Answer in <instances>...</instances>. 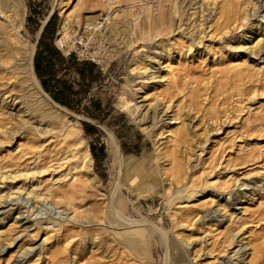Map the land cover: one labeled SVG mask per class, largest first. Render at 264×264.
<instances>
[{"label":"rangeland","instance_id":"374dc122","mask_svg":"<svg viewBox=\"0 0 264 264\" xmlns=\"http://www.w3.org/2000/svg\"><path fill=\"white\" fill-rule=\"evenodd\" d=\"M60 1L23 0L21 41L36 44L37 51L44 22L56 17L49 39L65 56L73 54L57 73L74 90L70 107L61 112L65 120L25 82L9 59L13 50L7 41L17 45L0 31V264H74L76 258L81 264H175L172 239L186 264H264V0H140L132 7L141 15L139 28L129 31L122 25L132 16H119L127 0H121L111 30L105 0H66L67 8L76 4L78 18L65 39L59 23L66 7ZM97 26L103 27L97 32ZM141 32L150 42L140 55H135L140 43L129 48L115 43L126 36L135 41ZM162 55L180 58L186 67L178 69L176 80L166 74L156 85L161 93L145 98L146 83L136 79L139 67L135 76L128 67L141 59V67L153 71ZM234 59L251 72L234 78ZM70 122L74 131L67 137ZM86 125L95 131L87 134ZM169 130H178L176 148L165 135ZM112 136L120 154L112 149ZM92 145L97 159L86 165L82 157ZM32 186L47 199L25 194ZM13 187L24 188L11 199L2 197ZM47 190L56 191L50 196ZM208 197L212 203L198 207ZM118 199L125 201L126 218L167 233L164 240L162 232L150 231L151 257L130 255L118 240L115 232L123 226L110 212Z\"/></svg>","mask_w":264,"mask_h":264},{"label":"bare ground","instance_id":"6f19581e","mask_svg":"<svg viewBox=\"0 0 264 264\" xmlns=\"http://www.w3.org/2000/svg\"><path fill=\"white\" fill-rule=\"evenodd\" d=\"M65 1L66 0H61L60 1V4H61V6H62V8L64 9L65 7H66V4L67 3H65ZM80 1V0H79ZM102 1V0H101ZM104 1V0H103ZM106 1V3H103L102 4V6H103V8L104 9H106L107 10V14H108V16H107V18L105 19L106 20V22H108L109 21V23H111L112 24V26H109V27H107V29L108 30H111V28L114 26L115 28H116V26H115V17L118 15L117 13H116V11L117 10H119V9H121V5H120V3H121V0H105ZM138 1H140V0H127V3L129 4V6L127 7V9H124V13L122 14V15H119V16H122V20L123 19H127V12H128V14L129 15H131L132 16V20H130L129 22H128V20L127 21H125L126 23L125 24H123L122 25V27L124 28V30L125 31H129V29L130 28H132L133 30L134 29H138L139 28V18H140V14H135L134 13V11L132 10V7L134 6V5H136L137 4V2ZM216 1V0H215ZM218 1V0H217ZM57 2H58V0H57ZM249 2V1H248ZM247 2V3H248ZM102 3V2H101ZM140 3V2H139ZM216 3V2H215ZM250 3H253V1H250ZM243 4H245V3H243ZM22 5H24L23 4V0H0V20L5 24H2L1 23V25H0V31H1V34L2 35H6L9 39H11L12 41H13V43H15V45H17V47L15 46V47H13L12 46V43H11V41H9L8 39V41H7V46H9V47H11V49L13 50V52H12V54L11 55H9V59H10V61H12L13 63H16V65H17V70L24 76V79H25V82L28 84V86L31 88V90L32 91H34V92H36L37 94H39L41 97H42V101L44 102V103H46V104H48V105H51V106H53V107H55L56 108V111L55 112H58L55 116L57 117V119H62V120H65V115H63L61 112H63V111H67V109L64 107V106H62V105H60V104H58V103H56L54 100H52L49 96H48V94L44 91V89L42 88V85H41V83H40V81H39V79H38V77H37V75H36V73H35V70H34V56H35V53H36V44H28L27 42H25V41H21V31H22V29H24V23H25V19H24V13H23V10H22V8H21V6ZM79 5V4H78ZM77 5V6H78ZM242 6V5H241ZM75 7H76V4H75ZM74 7V8H75ZM74 8H65L64 10H63V12H62V15H61V20H60V23H59V28H62L64 31H65V33H64V35H63V38L62 39H65V38H67V36H69V35H71V30H70V28H69V26H70V24L73 22V21H75L78 17H77V12H76V9H74ZM173 11H174V13L175 14H178V13H180L179 11H178V7H177V4H173ZM244 8V7H243ZM149 9V8H148ZM105 10V11H106ZM246 10V9H245ZM25 12V11H24ZM227 14H228V12H227ZM180 15V14H179ZM235 15V14H234ZM246 15V14H245ZM161 16V15H160ZM163 16H164V13H163ZM231 17H232V14H231ZM245 17V16H244ZM243 17V15H242V18L243 19H245ZM87 18V17H86ZM163 18H165V17H163ZM162 18V19H163ZM50 19V18H49ZM49 19L47 20V21H45L44 22V25L42 26V28H41V32L40 33H42V31H43V29L45 28V26H46V24L48 23V21H49ZM160 19V18H159ZM166 19V18H165ZM164 19V20H165ZM86 22H91V19L90 18H87V20H86ZM105 22V23H106ZM128 22V23H127ZM101 23V22H100ZM7 24V25H6ZM107 24V23H106ZM110 24V25H111ZM160 24H161V22H160ZM163 24V23H162ZM201 24V23H200ZM202 26V25H201ZM103 26H97V28H95L96 29V31L98 32L99 30H100V28H102ZM121 27V28H122ZM120 28V29H121ZM123 28L121 29V31L117 34L118 36L119 35H121V32H122V30H123ZM132 29L130 30V31H132ZM224 30V29H223ZM222 30V31H223ZM113 31V30H112ZM153 30H151V32H152ZM160 31V30H159ZM124 32V31H123ZM147 32V31H146ZM146 32H141V35L138 37V39H136L135 41H129L128 40V37H127V40H126V37H119L117 40H115V43H116V45L117 46H119L120 47V45L121 44H125V46L127 47V48H129L130 47V45H135V44H137V43H140V45H138V47L140 46L141 48L140 49H137V51L135 50V55H138V53H139V55H140V53L142 52V51H145L146 49H145V47H143L146 43H148V42H150V40H149V35L146 33ZM157 32V31H156ZM131 33V32H130ZM129 33V34H130ZM224 33V32H223ZM226 33V32H225ZM224 33V34H225ZM113 34V33H112ZM128 34V33H127ZM132 35H134V31H133V33H131ZM113 35H115V33L113 34ZM131 35V36H132ZM5 36V37H6ZM111 36V35H110ZM117 36V37H118ZM156 36V35H155ZM70 37V36H69ZM261 34L260 35H257L256 36V38H257V40H258V42L256 43V47L257 46H260V43H261ZM130 38V37H129ZM2 39V38H1ZM106 39V38H105ZM2 40H4V39H2ZM26 40V39H25ZM134 40V39H133ZM3 42V41H2ZM107 42H108V39H107ZM1 43V42H0ZM4 43H6L5 41H4ZM11 43V44H10ZM114 43V44H115ZM142 45V46H141ZM5 46V45H4ZM137 47V46H136ZM116 48V47H115ZM121 48V47H120ZM110 49V48H109ZM117 50H119L118 49V47L116 48ZM116 49H112V53L114 52V53H116L117 52V50ZM253 49V48H252ZM149 50V49H148ZM182 50V49H181ZM108 51V50H107ZM166 51V50H165ZM120 52V51H119ZM118 53V52H117ZM97 54H98V52H97ZM96 54V55H97ZM161 54V53H160ZM173 55V54H172ZM178 55V54H177ZM185 58V57H184ZM234 58V57H233ZM241 59L240 60H242L243 62H247V61H245L246 59H244V56L243 57H240ZM162 61H160V60H158L157 61V63H156V66L154 67V70L153 71H149L148 70V68L147 67H141L142 66V64H144V63H141L142 62V60L141 59H138V60H134V62H131V64H130V66L128 67V69H129V72H130V74L131 75H134L135 76V72H134V70L137 68V67H139V69H140V72H139V76L136 78V79H138V78H140L141 80L139 81V82H142V83H146V85L144 86V87H141V89H143L142 91H143V96L145 97V98H148L152 93H154V90H157V92H158V89L160 88L159 87V85L158 86H156L157 84H159V82L161 81V80H165L164 78H165V76H166V74L168 75V76H170L173 80L175 79V78H177V73H178V69H180L181 68V66H182V63L181 62H183V61H181L180 60V58L179 59H174V58H172V57H170V56H166V55H162ZM188 59V58H187ZM4 60V59H3ZM240 60H236V59H234V61H233V63H230V65L231 64H234V66L233 65H231V67H232V69L234 70L233 72H235L234 74H236V75H232L234 78L237 76V75H239V76H242L243 77V75H245V73L247 72H249V71H246L245 69H243L242 68V65L243 66H245V63H242V62H240ZM188 61V60H187ZM186 61V62H187ZM232 61V60H231ZM144 62V61H143ZM230 62V61H229ZM186 64V63H185ZM247 64V63H246ZM3 65V64H2ZM184 65V64H183ZM1 66V65H0ZM4 66V65H3ZM9 66V65H8ZM12 66H13V64H12ZM15 66V65H14ZM249 66V65H248ZM6 67V66H5ZM10 67V66H9ZM184 67H186V66H184ZM183 66H182V68H184ZM250 67V66H249ZM6 68H8V67H6ZM15 69V67H14V69L13 70H16ZM248 69V68H247ZM10 70H12V69H10ZM182 71L184 70V69H181ZM186 70V69H185ZM246 72H245V71ZM9 71V70H8ZM231 71V70H230ZM167 72V73H166ZM232 72V71H231ZM231 72H229V73H231ZM251 72V71H250ZM249 72V73H250ZM146 75L145 77L143 76V75ZM15 75V74H14ZM181 75V74H180ZM250 75V77H251V74H249ZM248 75V76H249ZM136 76H137V73H136ZM238 76V80H241V79H239V78H241V77H239ZM254 76H255V74H254ZM6 77V76H5ZM150 79L152 80V81H150ZM168 79H170V78H168ZM171 79V80H172ZM129 80H131V79H129ZM167 80V79H166ZM172 80V81H173ZM176 80V79H175ZM133 81V80H132ZM132 81H130V82H132ZM21 82V81H20ZM129 82V81H128ZM134 82V81H133ZM174 82V81H173ZM150 83H154L153 85H150ZM21 84H23V82L21 83ZM140 86V85H139ZM27 88V87H26ZM139 89V88H138ZM161 89H162V87H161ZM161 89H160V93H161ZM25 91H26V89H24ZM163 90V89H162ZM29 91V90H28ZM23 92V91H22ZM27 92V91H26ZM29 92H31V91H29ZM32 93V92H31ZM159 93V92H158ZM159 93V94H160ZM163 93H164V91H163ZM29 94V93H28ZM27 93H26V95H28ZM157 94V93H156ZM155 94V95H156ZM25 95V96H26ZM39 95H37V96H39ZM24 95H23V98L25 97ZM33 96V95H32ZM31 96V97H32ZM158 96H160V95H158ZM124 97V96H123ZM27 98V97H26ZM36 98V97H35ZM144 98V99H145ZM29 99H30V95H29ZM150 99V98H149ZM156 99V98H155ZM154 99V100H155ZM159 99V98H158ZM31 100V99H30ZM38 100H40V99H38ZM41 101V100H40ZM39 101V102H40ZM41 101V103H43ZM150 101H151V99H150ZM36 103H38V102H36ZM45 104V105H46ZM131 104V102L130 101H125V105L126 106H129ZM45 105H43V106H45ZM34 106V105H33ZM51 106H50V108H51ZM130 106H132V105H130ZM29 107V106H28ZM46 107V106H45ZM44 107V108H45ZM38 108V107H37ZM39 111H40V109H39ZM46 111V110H45ZM4 112V111H3ZM32 112V111H31ZM23 113V112H22ZM41 113V112H40ZM40 113H39V115H40ZM43 113V112H42ZM1 114V113H0ZM51 114H52V112H51ZM132 114V113H131ZM133 114H135V113H133ZM178 114V113H177ZM4 115V114H3ZM6 115V114H5ZM48 116H49V114H48ZM7 117V116H6ZM1 118V117H0ZM48 118V117H47ZM46 118V119H47ZM2 119V118H1ZM6 119V118H5ZM51 120V119H50ZM53 121V120H52ZM178 121V120H177ZM54 123V122H53ZM31 124V123H30ZM178 127V126H177ZM31 128V127H30ZM66 128V127H65ZM171 128V127H170ZM183 128V127H182ZM181 128V129H182ZM172 129V128H171ZM179 129V128H178ZM166 130V129H165ZM74 131V124L73 123H69V125H68V128H67V137L68 136H71V134H72V132ZM80 132L79 133H81L82 132V130H79ZM167 131V130H166ZM66 133V132H65ZM64 133V134H65ZM184 133V132H183ZM178 130L177 131H173V130H169L168 131V134H165V135H167V136H169V142L170 143H172L173 144V146L176 148V141H177V138H178ZM185 134V133H184ZM186 135V134H185ZM66 136V135H65ZM180 136V135H179ZM168 138V137H167ZM184 138V137H183ZM81 139H82V137H81ZM83 140V139H82ZM112 141H111V144L113 145V148L112 149H114V151H116V153L117 154H120V149H119V145H118V143H117V141H116V139L112 136V139H111ZM66 141V140H65ZM77 143H78V145L80 144H82V141L81 140H77L76 141ZM167 142V141H166ZM66 143V142H65ZM76 144V143H75ZM74 144V145H75ZM166 144V143H165ZM20 145V144H19ZM42 145V144H41ZM73 145V146H74ZM79 145V146H80ZM86 145H87V143H86ZM22 146V145H21ZM21 146H19V148L21 147ZM33 146V145H32ZM83 146V145H82ZM88 146V145H87ZM35 147H39V146H35ZM69 147H71V145H67V148H69ZM81 147V146H80ZM85 147V146H84ZM170 147V146H169ZM32 148V147H31ZM72 148V147H71ZM75 148V147H74ZM77 148V147H76ZM40 149V148H39ZM38 149V150H39ZM70 149V148H69ZM78 149V148H77ZM82 149V148H81ZM85 149V148H84ZM16 150H18V149H16ZM24 150V149H23ZM22 150V151H23ZM26 150V149H25ZM24 150V151H25ZM73 150V149H72ZM83 150V149H82ZM172 150V149H171ZM170 150V151H171ZM14 151V150H13ZM71 151V150H70ZM69 151V152H70ZM79 151V150H78ZM84 151V150H83ZM2 152H4V151H2ZM15 152H17V151H15ZM20 153H21V149H20V151H19ZM26 152V151H25ZM25 152H23V153H25ZM39 152V151H38ZM66 152V151H65ZM69 152H68V154H69ZM7 153H9V152H7ZM10 154H11V152H10ZM27 154V153H26ZM64 154V153H63ZM173 154V153H172ZM12 155H14V153L13 154H11V156ZM20 155V154H19ZM18 155V156H19ZM39 155V154H38ZM66 155V154H65ZM69 155H72V154H69ZM4 156V155H3ZM76 156H78L77 154H75V155H73V158H75ZM82 156H83V154H82ZM81 156V157H82ZM118 156V155H117ZM6 157V156H5ZM23 157V156H22ZM21 157V158H22ZM26 157V156H25ZM38 157V156H37ZM7 158V157H6ZM6 158H4V159H6ZM12 158V157H11ZM67 158V157H66ZM69 158V157H68ZM73 158H71L72 160H73ZM83 158V163H85L86 165L87 164H90L91 165V163L93 162V156H92V153H91V151H90V149L88 148V147H86V150H85V155L82 157ZM8 159V158H7ZM78 159H81V158H78ZM172 159V158H171ZM170 159V160H171ZM2 160H3V158L0 156V170H1V163H2ZM10 160V159H9ZM124 160V159H123ZM5 161V160H4ZM74 161H75V159H74ZM7 162V161H6ZM5 162V163H6ZM10 162V163H9ZM8 163L9 164H11V161H9ZM66 162H69V161H66ZM74 163V162H73ZM7 165V164H6ZM12 165V164H11ZM11 165H9L10 167H11ZM84 165V164H83ZM14 166V165H13ZM19 166V165H18ZM78 166V165H77ZM81 166V165H80ZM79 166V167H80ZM69 168H70V166H68ZM79 167H76V168H79ZM87 167V166H86ZM7 168V167H6ZM9 168V167H8ZM22 168V167H21ZM27 169V168H26ZM70 169H73L74 170V168H70ZM86 169V168H85ZM166 169V168H165ZM21 170V169H20ZM17 171V170H16ZM23 171V170H22ZM0 172H2V171H0ZM4 172V171H3ZM8 172V171H7ZM26 172V171H25ZM35 172V171H34ZM38 172V171H37ZM165 172L167 173L168 171H167V169L165 170ZM14 173V172H13ZM23 173V172H22ZM31 173V172H30ZM36 173V172H35ZM34 173V174H35ZM69 173H71V171L69 172ZM11 174V173H10ZM20 174V173H19ZM73 174V173H72ZM75 174V173H74ZM126 174V173H125ZM17 175V174H16ZM23 175H26V174H21V176H23ZM32 176H33V173L31 174ZM70 175V174H69ZM128 175V174H127ZM126 175V176H127ZM2 176H3V174H2ZM4 176H5V174H4ZM14 176V175H13ZM20 175H17V176H14L15 177V179H16V177H19ZM28 176H30L29 174H28ZM71 176H73V175H71ZM78 176V175H77ZM125 176V177H126ZM173 176V175H172ZM5 177H7V178H10V177H8L7 175L5 176ZM129 177V180H130V176H127V178ZM178 176H176L175 178H177ZM3 178V177H2ZM20 178V177H19ZM23 178V177H22ZM73 178V183H75L76 182V177L74 178V177H72ZM172 178V177H171ZM4 179V178H3ZM28 179V178H27ZM79 179H80V177H79ZM12 180H14V178H12ZM63 180V179H62ZM81 180V179H80ZM126 180V179H125ZM6 181H7V179H6ZM128 181V180H127ZM132 181H134V179L132 180ZM35 182V181H34ZM40 182V181H39ZM79 182V181H78ZM135 182V181H134ZM180 182V181H179ZM32 183V182H31ZM67 183V182H66ZM84 183V182H83ZM133 183V182H132ZM143 183V182H142ZM170 183H172L171 181H170ZM178 183V182H177ZM41 184V183H40ZM141 184V183H140ZM173 184H174V182H173ZM139 185V184H138ZM171 185V184H170ZM178 185V184H177ZM11 186V185H10ZM9 186V187H10ZM18 186V185H17ZM39 186H41V185H39ZM75 186H77V185H75ZM146 185H144V187H145ZM151 186H153L152 184H151ZM155 186V185H154ZM179 186V185H178ZM38 187V186H37ZM44 187H46V186H44ZM140 187H142V185H140L139 186V189L138 190H140ZM24 188V187H23ZM23 188H18V189H16V191H13L14 190V187L13 188H9V190H8V192H6V194H3L4 196H2V197H5L6 199H8V198H10V197H12L13 195H14V193H16V194H18V193H20L22 190H23ZM34 187L32 186V190H30L31 188H29V190L26 188V189H24L23 191H25V194H27L28 196H30V195H32V197H34V199L36 198V199H41L42 197H44V199L46 200L47 199V197L48 196H44V195H42L41 193H38L37 192V190H35V189H33ZM47 188V187H46ZM44 189V188H43ZM119 189V188H118ZM117 189V190H118ZM143 188H141V190H142ZM168 189V188H167ZM189 189V188H188ZM3 190V189H2ZM50 190V189H49ZM153 190H154V188H153ZM166 190V189H165ZM5 191V190H4ZM6 191H7V189H6ZM48 191V190H47ZM54 192L56 191V190H53ZM142 191H145V188H144V190H142ZM177 191H179V190H177ZM184 191V190H183ZM45 192V191H44ZM49 192V195L51 196L53 193H52V191L50 192V191H48ZM147 192H149V191H147ZM142 193V192H141ZM141 193H140V195H141ZM149 193H151V192H149ZM152 193H153V191H152ZM174 193V192H173ZM183 193V192H182ZM2 194V193H1ZM138 194V193H137ZM144 193H142V195H143ZM167 194V193H166ZM175 194V193H174ZM57 195V194H56ZM145 195V194H144ZM171 195V194H170ZM49 196V197H50ZM174 196V195H173ZM172 196V197H173ZM191 196H193V195H191ZM1 197V198H2ZM55 197V196H54ZM60 197H62V196H60ZM64 197V196H63ZM143 197V196H142ZM188 197V196H187ZM56 198H59V197H57L56 196ZM182 198V197H181ZM183 198H184V196H183ZM188 198H193V197H188ZM209 198V197H208ZM11 199V198H10ZM62 200L63 201V199L62 198H59V200ZM170 199H172V198H170ZM169 199V204L173 201V199L172 200H170ZM178 199H179V197H178ZM42 200V199H41ZM175 200V199H174ZM261 200V199H260ZM38 201V200H37ZM36 201V202H37ZM117 202L115 203V207L113 206V204H111V209H110V212H111V215L114 217V219L116 220V225H121V226H123V229H121V230H117L115 233H116V236H117V238H118V240H120L125 246H123V247H126L127 249L126 250H130V251H128V253L129 252H131L130 253V255L133 253L136 257H138V258H140V259H145L146 257H151L150 256V251H149V249H148V242L149 241H147V239L149 238V236H150V234H152V233H154V231H160V232H162V236H163V239L164 240H166L167 239V237H168V235H167V233L165 232V231H162V230H160V229H158L155 225H148L147 223H144V222H142L141 220L139 221V220H131V219H129V218H126L125 217V215H124V213H123V209H124V206L126 205L124 202L125 201H123V199H118V200H116ZM1 203H2V201H0ZM0 203V204H1ZM209 203H212V198L210 197L209 199H207V200H205V201H201V203H197L198 204V207H204V206H206V205H208ZM168 204V203H167ZM188 205V204H187ZM192 205H194V203L192 204ZM181 206H183V205H181ZM176 209V208H175ZM182 209H184V207L182 208ZM185 209H186V207H185ZM184 209V210H185ZM197 209V208H196ZM206 209V208H205ZM199 210V209H198ZM174 211H176V210H174ZM191 211V210H190ZM245 211V210H244ZM185 212H186V210H185ZM192 212H194V210L192 211ZM191 212V213H192ZM196 212V211H195ZM194 212V213H195ZM76 213V212H75ZM187 213V212H186ZM182 214V213H181ZM190 214V213H189ZM175 215V214H174ZM182 215H185L184 214V212H183V214ZM187 215V214H186ZM235 215V214H234ZM206 216V215H205ZM204 216V217H205ZM197 217V216H196ZM51 219V218H50ZM53 220V219H52ZM57 220H55L54 222H53V224H55V222H56ZM115 222V221H114ZM58 223V222H57ZM115 225V224H114ZM174 226H176V225H174ZM176 228V227H175ZM175 228H174V230H175ZM106 229V228H105ZM150 231H152V233H150ZM172 236V235H171ZM178 236V235H177ZM115 237V236H114ZM151 237V236H150ZM233 238V237H232ZM150 239V238H149ZM172 239V238H171ZM178 239V238H177ZM116 240V239H115ZM177 241V240H176ZM175 240H170V242H169V246L172 248V250L173 251H176V253H175V264H186V263H184V261H185V259H184V256L182 255V253H181V250H180V246H179V244L176 242ZM115 243V242H114ZM119 243V242H118ZM118 246V245H117ZM124 249V248H123ZM126 250H125V252H126ZM256 250V248L254 249V251ZM253 253V252H252ZM129 255V254H128ZM152 255V254H151ZM250 256H252V255H250ZM128 257H130V256H128ZM79 259V258H78ZM77 258L75 259V262H74V264H81V262L78 260ZM141 261H143V260H141ZM140 262V261H139ZM145 262L147 263V260H145ZM134 263H135V261H134ZM143 263H144V261H143ZM149 263V262H148ZM251 263V262H250ZM139 264V263H138Z\"/></svg>","mask_w":264,"mask_h":264},{"label":"trees","instance_id":"16d2710c","mask_svg":"<svg viewBox=\"0 0 264 264\" xmlns=\"http://www.w3.org/2000/svg\"><path fill=\"white\" fill-rule=\"evenodd\" d=\"M55 20L56 17L53 16L42 33L34 58V70L39 81H41L43 89L52 95L54 101L64 107H70L68 101L74 91L73 87L63 83L58 78L57 73L59 69H66L67 63L73 58V54L68 57L65 56L49 39V34L56 32ZM84 130L87 134H92L95 128L86 125ZM90 150L93 158L97 159L93 145Z\"/></svg>","mask_w":264,"mask_h":264},{"label":"water","instance_id":"95a60500","mask_svg":"<svg viewBox=\"0 0 264 264\" xmlns=\"http://www.w3.org/2000/svg\"><path fill=\"white\" fill-rule=\"evenodd\" d=\"M44 30V29H43ZM43 32V31H42Z\"/></svg>","mask_w":264,"mask_h":264},{"label":"crops","instance_id":"0c3cea01","mask_svg":"<svg viewBox=\"0 0 264 264\" xmlns=\"http://www.w3.org/2000/svg\"><path fill=\"white\" fill-rule=\"evenodd\" d=\"M36 55V54H35Z\"/></svg>","mask_w":264,"mask_h":264}]
</instances>
